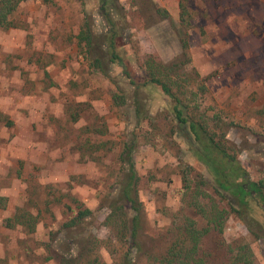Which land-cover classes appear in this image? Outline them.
I'll return each instance as SVG.
<instances>
[{
	"label": "rangeland",
	"instance_id": "rangeland-1",
	"mask_svg": "<svg viewBox=\"0 0 264 264\" xmlns=\"http://www.w3.org/2000/svg\"><path fill=\"white\" fill-rule=\"evenodd\" d=\"M103 1L25 0L0 30V264H121L126 253L133 264H165L190 221L206 231L198 252L208 264H230L244 245L264 264V205L239 208L221 188L176 131L175 101L148 82L147 65H176L189 114L205 117L249 180L264 181V0H105L106 16ZM109 19L140 84L142 124L122 67L103 56L108 77L78 38L86 20L107 35ZM120 91L126 103L114 106ZM127 144L139 178L136 240V212L118 202ZM114 203L126 231L107 224ZM86 209L92 215L67 227ZM222 209L220 232L205 218Z\"/></svg>",
	"mask_w": 264,
	"mask_h": 264
},
{
	"label": "trees",
	"instance_id": "trees-1",
	"mask_svg": "<svg viewBox=\"0 0 264 264\" xmlns=\"http://www.w3.org/2000/svg\"><path fill=\"white\" fill-rule=\"evenodd\" d=\"M23 1L25 0H0V30L12 27L10 17L17 11L19 5ZM107 5L108 2L104 0L102 10L105 12V16L108 12ZM109 24H111L112 28L109 32H107V35L97 36L93 32L90 21L86 20L78 38L80 44H84V47L90 57H92L94 66L105 73L108 77L110 74L103 66V56H109L111 63L118 64L122 67L125 77L130 81V84L135 87V91L133 93L135 117L138 123L142 124L146 119H148V117L146 115V111L144 110L143 101L139 92L140 84L132 78V74L128 70L123 57L118 53L115 41L117 37L115 25L110 19ZM102 43L108 44V50L107 53H104L105 55L101 54L100 49L102 48ZM147 65L150 76V81L148 82L152 85L156 84L160 86L165 95L175 101L172 111L178 122L176 131H183L184 135L190 142L194 153L216 177L221 188L224 191L231 192L236 197L239 202V208H242V206H248L250 200H258L264 205V181L258 183L249 180L247 172L239 166L236 157L231 155L228 152V149L223 146V143L219 141L218 134L210 128V125L204 119L205 117L196 113L195 115L192 113L189 114L188 110L191 108L188 105H184L182 99H180L176 94V88H180L181 91L184 90L183 85L174 80L175 78H178V80L179 78L182 79L179 70L175 67L176 65L167 66L157 64V62L153 59H149L147 61ZM114 82L116 81L114 80ZM123 92L124 91H120V93L113 95L112 101L114 106L122 107L126 103V97ZM223 138H226V136H223ZM121 161L126 166L123 181L121 183V189L119 191L118 202H124L126 203L125 205H130L136 212V216L131 221L133 222L132 225L129 224L132 240H136L139 234L140 226V202L138 200L139 195L137 190L139 178L136 170L133 146L129 144L125 145V149L121 154ZM228 169H231L232 176L236 180L231 181L228 178ZM205 196L207 195L205 194ZM118 204L114 203L110 205L111 213L108 216L107 224L112 228L117 225H121L124 228V231H126L125 229L128 228L127 223H129V221L127 220L126 215L122 212L123 207ZM125 205L123 204V206ZM195 205L199 208L202 207L199 202H195L194 206ZM227 212L228 211L226 209L216 211V213L212 212L209 214V217L205 219L209 224L218 228L220 232H223L227 218L225 217V214H228ZM90 215H92L91 210L86 209L79 211L78 215L67 224V227L73 228L77 226L83 219ZM117 215L120 216L121 222H119V224L114 221L115 217H118ZM119 232L122 233L123 231L119 230ZM205 233L206 231H202V229H196L193 222L190 221L188 226L185 227V234L183 235L182 242L176 248L171 247L169 249L164 263L208 264L206 259L203 256H200L198 252L200 249L199 242ZM237 249L238 251L236 255L232 257L230 264H255L252 249L248 245L240 246ZM95 264L101 263L98 260H95ZM121 264H133V259L130 257L129 253H126L123 256Z\"/></svg>",
	"mask_w": 264,
	"mask_h": 264
}]
</instances>
